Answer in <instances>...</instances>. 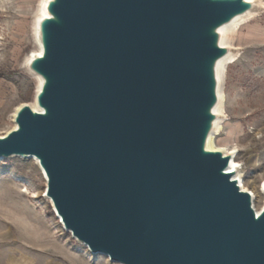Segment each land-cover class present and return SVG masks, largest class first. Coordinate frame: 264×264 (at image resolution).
Wrapping results in <instances>:
<instances>
[{
	"label": "water",
	"instance_id": "1",
	"mask_svg": "<svg viewBox=\"0 0 264 264\" xmlns=\"http://www.w3.org/2000/svg\"><path fill=\"white\" fill-rule=\"evenodd\" d=\"M247 0H52L38 110L0 159L35 158L64 229L118 264H264V209L207 150L220 28Z\"/></svg>",
	"mask_w": 264,
	"mask_h": 264
},
{
	"label": "rangeland",
	"instance_id": "2",
	"mask_svg": "<svg viewBox=\"0 0 264 264\" xmlns=\"http://www.w3.org/2000/svg\"><path fill=\"white\" fill-rule=\"evenodd\" d=\"M264 2V0H262ZM41 0H0V136L14 127L13 114L30 105L38 77L28 69L37 48L34 24ZM230 34L236 61L223 74L224 129L217 149L238 150L245 189L264 204V6ZM226 100V101H225ZM47 181L33 159L0 160V264H20L19 252L50 255L68 264H118L93 256L67 232L46 197Z\"/></svg>",
	"mask_w": 264,
	"mask_h": 264
},
{
	"label": "bare ground",
	"instance_id": "3",
	"mask_svg": "<svg viewBox=\"0 0 264 264\" xmlns=\"http://www.w3.org/2000/svg\"><path fill=\"white\" fill-rule=\"evenodd\" d=\"M50 1H52V0H41V3H40L39 8H38V12H37L38 19L35 21V24H34V31H35L34 42H35V45L37 48L36 52L34 53V58L42 56V53H43V48H42V44H41V40H40V22H41L42 18H47L50 16L48 13V10H47V7H48V4ZM247 1L254 4V9L247 12L244 15L238 16L232 22H230L229 24L223 26L222 28H220L218 30V32L221 34L220 45L224 48H228L229 51H228V54L224 58L219 60L217 67H216V76H217V81H218V88H217L218 102H217L216 107L213 110V113L216 116V119H215L214 124H213L212 132L210 133V135L208 137L206 148H207V150H210V151H220L225 156H229L231 158L230 167L228 168L227 172L233 174L234 180L238 181L242 191L249 192L253 198V203H255V200L258 199V195L256 193H252L251 191L245 189V186L243 183L244 181H242V172L243 171H242V168L239 165V163L236 161V154H237L238 150L237 151L236 150L231 151L228 148H224V149L223 148L222 149L216 148L217 147L216 138L219 135V132L222 129H224L223 125H224V121H225L224 120L225 119L224 118V105H225L224 99H225V97H224V93L222 91L223 90V74H224V71L226 69V66L230 65L236 61V54L233 53L232 50L229 48L231 46L230 42H229L230 34L234 31L233 29H235L237 26H240V24L242 22H245L247 19L256 16V14H257L256 12H257L258 7L264 6V2L262 0H247ZM38 80H39V87H38V92H39L42 88V85H43V79L38 77ZM22 106L23 105H21L20 107H18L15 110V112L13 114L14 117L12 118L13 122H14V118L17 115V112L20 110V108ZM30 106L34 110H38L36 99L33 101V103L30 104ZM15 128H16V124L14 122V127L12 129H15ZM19 158L35 160L39 169L41 170L42 175H44L45 180L47 181L46 174H45L44 170L41 168L37 159H35V158H23V157H19ZM0 160H4V159H0ZM262 194L264 196V182L262 184ZM49 201L51 202L50 199H49ZM263 209H264V204H263L261 210L258 211L256 209V212L258 214H260ZM59 220L61 222V225L63 226L61 218H59ZM93 256H96V255H93Z\"/></svg>",
	"mask_w": 264,
	"mask_h": 264
},
{
	"label": "crops",
	"instance_id": "4",
	"mask_svg": "<svg viewBox=\"0 0 264 264\" xmlns=\"http://www.w3.org/2000/svg\"><path fill=\"white\" fill-rule=\"evenodd\" d=\"M17 257L20 258V264H68L64 261H59L57 258L50 255H29L26 252H19ZM6 264H10V258Z\"/></svg>",
	"mask_w": 264,
	"mask_h": 264
}]
</instances>
